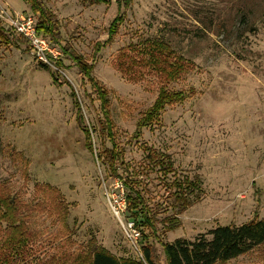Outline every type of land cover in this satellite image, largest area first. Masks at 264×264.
Returning a JSON list of instances; mask_svg holds the SVG:
<instances>
[{"label": "rangeland", "instance_id": "1", "mask_svg": "<svg viewBox=\"0 0 264 264\" xmlns=\"http://www.w3.org/2000/svg\"><path fill=\"white\" fill-rule=\"evenodd\" d=\"M38 1L59 25L60 69L37 61L9 25L4 12H27L37 20L26 1L0 0V25L11 39L0 44V182L32 207L42 199L35 186L49 185L68 207L64 221L46 208L31 212L26 224L37 258L49 257L61 244L82 247L92 237L118 257L136 258L143 243L127 238L113 212L120 182L97 160L100 137L90 131V125L97 127L98 100L63 48L91 63L93 75L109 90L117 142L128 166L143 167L138 178L156 212L155 233L162 241L209 238L212 228L264 215V0ZM118 16L109 42V24ZM155 43L192 63L169 84L188 96L166 106L159 120L135 137L137 119L155 98V77L128 81L112 59L122 46L146 51ZM84 128L90 131L92 152ZM143 146L169 153L173 176L198 181V196L176 215L179 225L171 231L164 232L161 219L175 211L157 172L144 167ZM120 216L128 219L123 212ZM149 235L157 262L164 264L158 238L152 231ZM227 264H264V244Z\"/></svg>", "mask_w": 264, "mask_h": 264}, {"label": "trees", "instance_id": "2", "mask_svg": "<svg viewBox=\"0 0 264 264\" xmlns=\"http://www.w3.org/2000/svg\"><path fill=\"white\" fill-rule=\"evenodd\" d=\"M33 14L36 15V29L39 35L50 43L59 41V25L55 15L46 10L38 0H25ZM90 4L107 3L110 0H82ZM118 5H128L131 0H115ZM121 17L111 20L108 27L107 41H112ZM11 39L0 25V44L9 45ZM133 45L118 48L112 65L120 75L128 81L138 82L147 75L155 77L157 92L150 105L137 119L133 136H138L140 130L157 122L162 110L175 103L182 102L186 95L181 91L169 89V84L177 80L182 74L192 68V63L174 54L172 49L163 43H155L146 51L143 47L132 49ZM132 54L128 53V49ZM63 50L72 59L83 79L90 87V93L98 100L97 127L90 125L93 133L100 138V149L97 151V160L106 165L107 176L116 177L123 190L125 208L123 214L133 221L139 231L140 257H118L103 246H99L92 237L82 247L72 249L60 246V250L45 259L37 258L38 249L32 244L35 237L27 227L26 221L31 212L43 211L45 208L52 211L60 220L68 216L66 202L61 199L60 193L49 185L35 186L42 199L30 206L24 203L10 188L0 182V264H159L152 243L148 241L152 231L158 238L164 256V264H227L229 260L251 250L255 246L264 244V215L253 216L239 225H223L208 231L210 235H198L192 241L177 237L172 241H162L155 233L157 221L156 212L148 206L145 197V188L138 178L141 170L128 166L124 161V149L117 142V132L111 116L109 90L97 79L93 73V65L72 49ZM55 66L60 69L62 60L57 59ZM73 104L78 109L79 102L74 91ZM87 148L92 152L90 131L84 128ZM109 143V146L105 145ZM145 152L144 167H150L157 172L159 182L164 188L165 198L172 207L173 215L161 219L164 232L178 227L179 219L176 215L182 213L190 204L192 196H198L199 185L196 179L187 176L175 177L174 163L170 154L153 146H143ZM119 168L122 172L119 173ZM172 177V178H170ZM125 216V215H124ZM61 239V236L59 237ZM69 246L73 241L66 238ZM70 241V242H69ZM35 257V258H34Z\"/></svg>", "mask_w": 264, "mask_h": 264}, {"label": "built area", "instance_id": "3", "mask_svg": "<svg viewBox=\"0 0 264 264\" xmlns=\"http://www.w3.org/2000/svg\"><path fill=\"white\" fill-rule=\"evenodd\" d=\"M5 17L12 27L14 32L21 36L30 47L34 58L42 64L55 67V62L62 56V51L54 44L50 43L45 37L38 34L36 29V19L34 16L27 12H19L14 15H8L5 13ZM121 192L119 193L120 199L115 200L116 204L112 205L113 212L121 225L127 238L133 243L139 238V231L134 226V223L130 219L121 218L120 214L124 211V196L121 184H119Z\"/></svg>", "mask_w": 264, "mask_h": 264}]
</instances>
